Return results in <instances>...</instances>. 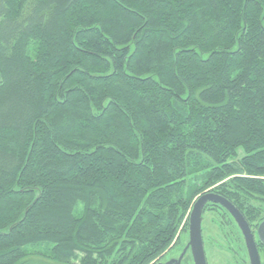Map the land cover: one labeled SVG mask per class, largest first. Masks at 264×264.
Segmentation results:
<instances>
[{
	"label": "trees",
	"instance_id": "trees-1",
	"mask_svg": "<svg viewBox=\"0 0 264 264\" xmlns=\"http://www.w3.org/2000/svg\"><path fill=\"white\" fill-rule=\"evenodd\" d=\"M206 191L264 264V0H0V264H157Z\"/></svg>",
	"mask_w": 264,
	"mask_h": 264
},
{
	"label": "water",
	"instance_id": "water-1",
	"mask_svg": "<svg viewBox=\"0 0 264 264\" xmlns=\"http://www.w3.org/2000/svg\"><path fill=\"white\" fill-rule=\"evenodd\" d=\"M210 204L218 205L233 219L243 239L249 264H261L254 235L247 222L227 199L213 192H204L194 201L188 216V242L179 256L157 264H181L187 253L190 254L192 264H207L202 239V217ZM256 237L264 247V221L258 226Z\"/></svg>",
	"mask_w": 264,
	"mask_h": 264
},
{
	"label": "rangeland",
	"instance_id": "rangeland-1",
	"mask_svg": "<svg viewBox=\"0 0 264 264\" xmlns=\"http://www.w3.org/2000/svg\"><path fill=\"white\" fill-rule=\"evenodd\" d=\"M241 157V152L239 153ZM211 192V191H206ZM196 200V199H195ZM194 200V201H195ZM194 203V202H193ZM260 225V224H259ZM226 230V229H225ZM202 239L203 246L205 251L206 263L207 264H243L242 260L245 259L244 264H247V256H243V253L240 255L235 251L234 254L228 251H225L223 248L231 247V244L224 238V235L221 231V227L218 224V217L209 211H206L202 217ZM182 246L180 251L178 249L167 252L164 260L160 261L165 262L171 258H177L182 251L183 247L188 242V235H182ZM236 250H239L236 245H233ZM45 247L38 248H28V256L25 258V264H64L51 261L50 259L43 256L45 253ZM189 262L186 264H192L190 254L187 253ZM75 264V263H70Z\"/></svg>",
	"mask_w": 264,
	"mask_h": 264
},
{
	"label": "flooded vegetation",
	"instance_id": "flooded-vegetation-1",
	"mask_svg": "<svg viewBox=\"0 0 264 264\" xmlns=\"http://www.w3.org/2000/svg\"><path fill=\"white\" fill-rule=\"evenodd\" d=\"M256 242V241H255ZM245 247V246H244ZM245 252H246V250H245ZM246 256H247V254H246ZM172 259V258H171ZM170 260V259H169ZM247 264H249V262H248V258H247Z\"/></svg>",
	"mask_w": 264,
	"mask_h": 264
}]
</instances>
